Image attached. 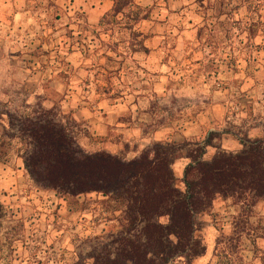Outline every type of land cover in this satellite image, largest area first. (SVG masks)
<instances>
[{
    "label": "rangeland",
    "instance_id": "1",
    "mask_svg": "<svg viewBox=\"0 0 264 264\" xmlns=\"http://www.w3.org/2000/svg\"><path fill=\"white\" fill-rule=\"evenodd\" d=\"M68 0L34 11L4 45L0 32V264H93L125 224L111 198H65L39 188L7 116H49L81 149L126 160L157 143L238 153L264 138V0ZM217 149L208 148L205 160ZM207 255L192 264H264V202L217 200L199 218ZM171 264H190L177 258Z\"/></svg>",
    "mask_w": 264,
    "mask_h": 264
},
{
    "label": "trees",
    "instance_id": "2",
    "mask_svg": "<svg viewBox=\"0 0 264 264\" xmlns=\"http://www.w3.org/2000/svg\"><path fill=\"white\" fill-rule=\"evenodd\" d=\"M135 0H114V16ZM12 135L25 146L24 164L35 184L65 198L91 195L111 198L123 209L125 224L114 250L100 252L93 264H171L202 260L208 246L197 236L199 218L217 200H234L250 208L264 202V138L244 139L238 153L217 147L223 133L190 143L183 180L173 166L186 146L157 143L150 154L133 160L106 152L89 154L61 122L41 116H7ZM6 122L0 113V125ZM218 152L205 160L208 148Z\"/></svg>",
    "mask_w": 264,
    "mask_h": 264
},
{
    "label": "crops",
    "instance_id": "3",
    "mask_svg": "<svg viewBox=\"0 0 264 264\" xmlns=\"http://www.w3.org/2000/svg\"><path fill=\"white\" fill-rule=\"evenodd\" d=\"M67 1L68 0H0V32H4L6 35L4 45L10 48H17L19 40L14 36L20 33L18 31L24 25L23 22L25 20L32 19L34 11L45 7L47 9L53 8L55 3L64 5ZM111 1L113 4V13L115 2L114 0ZM81 2L82 0L77 1L79 5H82ZM132 6H134V3ZM132 6L127 7L125 12L132 8Z\"/></svg>",
    "mask_w": 264,
    "mask_h": 264
}]
</instances>
